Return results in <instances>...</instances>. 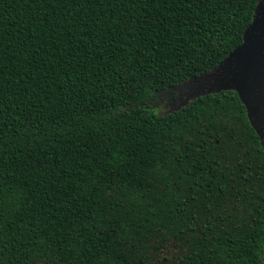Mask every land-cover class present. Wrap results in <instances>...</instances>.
<instances>
[{
  "label": "trees",
  "instance_id": "obj_1",
  "mask_svg": "<svg viewBox=\"0 0 264 264\" xmlns=\"http://www.w3.org/2000/svg\"><path fill=\"white\" fill-rule=\"evenodd\" d=\"M257 1L0 0V264H264L237 93L157 112Z\"/></svg>",
  "mask_w": 264,
  "mask_h": 264
},
{
  "label": "water",
  "instance_id": "obj_2",
  "mask_svg": "<svg viewBox=\"0 0 264 264\" xmlns=\"http://www.w3.org/2000/svg\"><path fill=\"white\" fill-rule=\"evenodd\" d=\"M177 101L171 110L220 91H235L264 151V0H258L242 41L212 69L172 86Z\"/></svg>",
  "mask_w": 264,
  "mask_h": 264
},
{
  "label": "rangeland",
  "instance_id": "obj_3",
  "mask_svg": "<svg viewBox=\"0 0 264 264\" xmlns=\"http://www.w3.org/2000/svg\"><path fill=\"white\" fill-rule=\"evenodd\" d=\"M166 94L168 95V93L166 92ZM159 107L157 108V112L158 113H165L167 111H169L173 106L170 105H165L164 103L158 104Z\"/></svg>",
  "mask_w": 264,
  "mask_h": 264
},
{
  "label": "flooded vegetation",
  "instance_id": "obj_4",
  "mask_svg": "<svg viewBox=\"0 0 264 264\" xmlns=\"http://www.w3.org/2000/svg\"><path fill=\"white\" fill-rule=\"evenodd\" d=\"M176 101H177V94L174 95V93L171 92L170 95H169V99H167V100L164 102V104H165V105H170V106H172L174 103H176ZM171 109H172V108H171Z\"/></svg>",
  "mask_w": 264,
  "mask_h": 264
}]
</instances>
